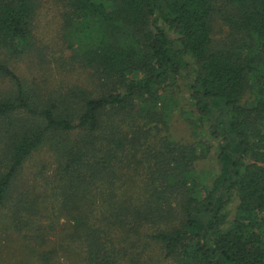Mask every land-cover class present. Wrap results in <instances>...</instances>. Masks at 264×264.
I'll list each match as a JSON object with an SVG mask.
<instances>
[{"label": "trees", "instance_id": "16d2710c", "mask_svg": "<svg viewBox=\"0 0 264 264\" xmlns=\"http://www.w3.org/2000/svg\"><path fill=\"white\" fill-rule=\"evenodd\" d=\"M66 1L73 59L97 73L104 90L42 97L0 61V75L14 84L0 97V207L50 138L59 143L57 175L71 193L69 205L98 196L110 223L118 220L130 235L147 227L176 264H264V0H224L236 47L214 43L213 20L223 11L217 0ZM39 6L0 0V51L31 53ZM180 79L190 136L167 132L160 139L143 196L140 182L123 172L124 125L109 122L126 112L167 126L169 107H157ZM71 132L72 139L62 135ZM207 156L215 168L201 171ZM156 223L164 224L151 227ZM87 237L91 262L102 264L99 235L91 230Z\"/></svg>", "mask_w": 264, "mask_h": 264}, {"label": "rangeland", "instance_id": "374dc122", "mask_svg": "<svg viewBox=\"0 0 264 264\" xmlns=\"http://www.w3.org/2000/svg\"><path fill=\"white\" fill-rule=\"evenodd\" d=\"M39 3L34 24L35 46L31 53L13 58L0 51V61H7L42 97H69L75 88L87 89L95 95L102 92L104 88L98 74L73 59L66 40L67 1L39 0ZM217 6L223 11L213 20L215 45H240L234 24L226 19L229 7L224 0H217ZM187 59L193 62L191 57ZM186 72L183 70L184 74ZM185 80L180 79L177 85L163 92L166 104L157 107L159 111L169 107L167 126L151 121V115L126 112H120L109 122L124 125L127 150L122 153L123 172L140 182L143 196L144 184L154 175L153 159L160 150V139L167 132L184 141L190 136V105ZM13 87L9 78L0 75V97ZM78 133L76 130L73 136ZM62 135L72 139V132ZM58 144L48 138L29 157L20 173L13 199L0 207V264H93L88 256L87 234L91 230L99 235L96 239L100 244L102 264H176L175 258L168 256L162 245L150 238L151 231L147 227L136 228L130 235L118 220L114 219V225L110 223L111 216L98 196H92L89 201L83 197L74 198L69 205L71 193L58 181ZM214 168L211 156L201 160V171ZM94 195L99 194L94 192ZM137 195L139 193L135 197ZM230 212L234 215V206ZM76 219L82 220L84 225H76ZM157 224L164 223L151 224V227L158 228Z\"/></svg>", "mask_w": 264, "mask_h": 264}]
</instances>
